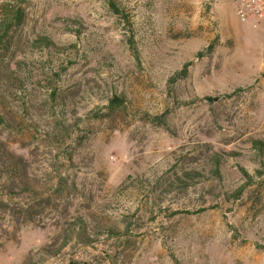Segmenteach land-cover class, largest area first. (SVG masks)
<instances>
[{
    "label": "rangeland",
    "instance_id": "rangeland-1",
    "mask_svg": "<svg viewBox=\"0 0 264 264\" xmlns=\"http://www.w3.org/2000/svg\"><path fill=\"white\" fill-rule=\"evenodd\" d=\"M4 8L0 264H264V22L236 0Z\"/></svg>",
    "mask_w": 264,
    "mask_h": 264
},
{
    "label": "built area",
    "instance_id": "built-area-1",
    "mask_svg": "<svg viewBox=\"0 0 264 264\" xmlns=\"http://www.w3.org/2000/svg\"><path fill=\"white\" fill-rule=\"evenodd\" d=\"M236 13L242 22H264V0H236Z\"/></svg>",
    "mask_w": 264,
    "mask_h": 264
},
{
    "label": "trees",
    "instance_id": "trees-1",
    "mask_svg": "<svg viewBox=\"0 0 264 264\" xmlns=\"http://www.w3.org/2000/svg\"><path fill=\"white\" fill-rule=\"evenodd\" d=\"M23 10H14L10 8H4V11L1 15V22H0V33L3 35L8 34L11 31V28L14 26L19 25L23 20ZM211 100V98H209ZM111 106H120L123 104V100L119 97H115L112 100ZM0 121H2V116L0 114ZM261 145L260 148L263 147L264 144L259 143ZM262 150V149H261ZM263 151V150H262Z\"/></svg>",
    "mask_w": 264,
    "mask_h": 264
}]
</instances>
